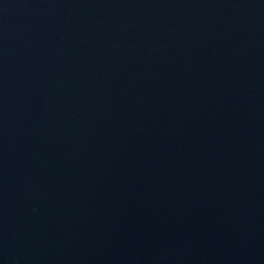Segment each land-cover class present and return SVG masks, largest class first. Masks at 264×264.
Returning a JSON list of instances; mask_svg holds the SVG:
<instances>
[{
  "label": "water",
  "instance_id": "95a60500",
  "mask_svg": "<svg viewBox=\"0 0 264 264\" xmlns=\"http://www.w3.org/2000/svg\"><path fill=\"white\" fill-rule=\"evenodd\" d=\"M0 264H264V0H0Z\"/></svg>",
  "mask_w": 264,
  "mask_h": 264
}]
</instances>
